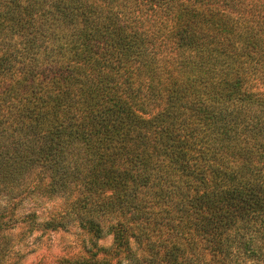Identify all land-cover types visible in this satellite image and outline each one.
<instances>
[{
    "label": "trees",
    "instance_id": "trees-1",
    "mask_svg": "<svg viewBox=\"0 0 264 264\" xmlns=\"http://www.w3.org/2000/svg\"><path fill=\"white\" fill-rule=\"evenodd\" d=\"M30 174L63 264H264V0H0V191Z\"/></svg>",
    "mask_w": 264,
    "mask_h": 264
},
{
    "label": "rangeland",
    "instance_id": "rangeland-1",
    "mask_svg": "<svg viewBox=\"0 0 264 264\" xmlns=\"http://www.w3.org/2000/svg\"><path fill=\"white\" fill-rule=\"evenodd\" d=\"M37 182L30 174L12 191H0V264H63V259L82 253V240L89 239L77 227V215L71 214L75 198L45 194ZM50 218L62 221L63 227L43 228ZM111 243L107 236L99 245Z\"/></svg>",
    "mask_w": 264,
    "mask_h": 264
}]
</instances>
